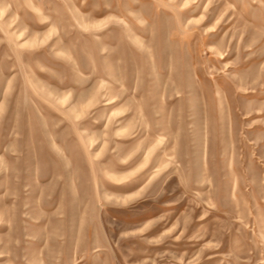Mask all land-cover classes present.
Listing matches in <instances>:
<instances>
[{"label": "rangeland", "instance_id": "rangeland-1", "mask_svg": "<svg viewBox=\"0 0 264 264\" xmlns=\"http://www.w3.org/2000/svg\"><path fill=\"white\" fill-rule=\"evenodd\" d=\"M0 264H264V0H0Z\"/></svg>", "mask_w": 264, "mask_h": 264}]
</instances>
